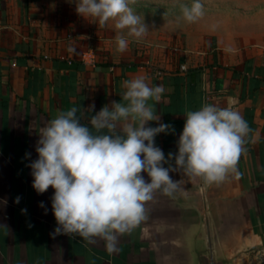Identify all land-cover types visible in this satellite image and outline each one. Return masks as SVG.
Returning a JSON list of instances; mask_svg holds the SVG:
<instances>
[{"label":"crops","instance_id":"1","mask_svg":"<svg viewBox=\"0 0 264 264\" xmlns=\"http://www.w3.org/2000/svg\"><path fill=\"white\" fill-rule=\"evenodd\" d=\"M37 13L30 2H0V264H184L182 235L204 199L214 234L247 264H264V32L188 35L150 50L128 38L119 53L110 25L75 42ZM137 75L165 88L161 101L150 103L175 128L155 137L166 158L178 151L186 111L205 103L239 111L252 129L237 165L242 176L205 185L200 177L170 173L183 178L184 191L174 197L157 191L146 204L147 219L121 236L112 254L98 238L87 245L79 236H53L54 189L37 193L29 167L38 158L39 128L72 107L87 124L95 114L90 105L98 112L120 102L122 82Z\"/></svg>","mask_w":264,"mask_h":264},{"label":"clouds","instance_id":"2","mask_svg":"<svg viewBox=\"0 0 264 264\" xmlns=\"http://www.w3.org/2000/svg\"><path fill=\"white\" fill-rule=\"evenodd\" d=\"M135 3L75 0L77 14L85 19L98 20L100 27L114 22L119 53L127 51L128 37L139 41L150 31L144 16L130 6ZM179 8L178 21L195 23L204 15L200 0H193L190 6L179 3ZM123 30H127L126 35ZM73 51L69 47V52ZM122 86L125 91L120 102L113 100L98 112L94 104L89 106L87 110L95 114L87 124L82 123L77 107L49 119L39 128L38 158L29 165L37 193L54 189L51 201L57 227L52 235L79 236L87 245L95 244L98 238L109 254L118 250L121 236L131 234L147 219L146 204L157 191L169 197L184 191L183 178L173 180L170 173L200 177L205 185L220 184L229 174L239 179L242 173L237 165L247 153V138L252 133L233 107L205 103L199 110L186 111L178 151L169 152L166 158L155 137L174 134L175 128L162 123L150 103H159L165 88L150 85L144 75L126 79ZM150 121L158 126H149ZM15 202L19 203L20 197ZM40 206L45 207L43 202Z\"/></svg>","mask_w":264,"mask_h":264},{"label":"rangeland","instance_id":"3","mask_svg":"<svg viewBox=\"0 0 264 264\" xmlns=\"http://www.w3.org/2000/svg\"><path fill=\"white\" fill-rule=\"evenodd\" d=\"M7 0H0L5 2ZM30 2L34 8L58 27L66 30L69 39L82 42L97 31L111 26L109 21L100 27L98 20L89 17L85 19L76 12L75 0H23ZM193 0H179V3L191 5ZM204 15L195 23L177 20L181 15L177 0H136L130 5L142 14L149 25V33L137 41L142 49H157L158 45L172 44L178 38L188 35L211 37L214 33L223 31L235 32L242 36L264 32V0H200ZM126 35L127 30H123Z\"/></svg>","mask_w":264,"mask_h":264},{"label":"water","instance_id":"4","mask_svg":"<svg viewBox=\"0 0 264 264\" xmlns=\"http://www.w3.org/2000/svg\"><path fill=\"white\" fill-rule=\"evenodd\" d=\"M207 200L195 209L191 223L182 235L184 264H247L244 254L235 252L216 236Z\"/></svg>","mask_w":264,"mask_h":264}]
</instances>
